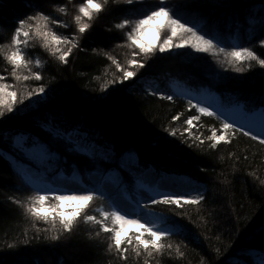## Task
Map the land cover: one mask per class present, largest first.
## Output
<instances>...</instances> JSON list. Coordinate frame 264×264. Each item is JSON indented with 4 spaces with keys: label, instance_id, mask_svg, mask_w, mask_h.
Returning a JSON list of instances; mask_svg holds the SVG:
<instances>
[{
    "label": "trees",
    "instance_id": "1",
    "mask_svg": "<svg viewBox=\"0 0 264 264\" xmlns=\"http://www.w3.org/2000/svg\"><path fill=\"white\" fill-rule=\"evenodd\" d=\"M82 2L0 0V75L6 78L3 83L10 80L18 90L14 101L3 99L4 115L0 116V264H125L115 250H109L108 234L97 235V227L87 223L83 213L74 230L63 233L59 241L50 239L56 234L50 223L26 213L30 198L39 191L10 159L38 172L24 151L34 147H42L49 155L44 164L53 167V173L67 178L77 173L86 187L103 190L106 177L114 175L117 186L136 204L150 203L140 192L145 181L139 174L148 171L155 181L185 178L203 189L206 200L200 205H152L149 211L163 214L178 228L162 241L171 248L136 256L134 246H129L127 264L264 261V146L229 130L230 142L221 141L212 148L208 137L213 129L219 134L225 120L198 113L189 98L171 87L176 82L199 99L212 94L225 109L264 113V68L255 62L245 66L249 63L245 62L236 65L245 70L236 72L217 49L195 52L185 46L159 52L165 33L155 51L139 53L127 41L131 26L118 29L116 25L125 18L135 21L150 14L160 0H138L134 5L108 0L105 10L89 22L91 27L78 34L74 17ZM165 4L181 22L195 26L220 47H249L264 58V47L259 45L264 39V0H165ZM37 11L67 25L49 23L48 29L75 36L78 46L68 62L61 63L58 54L44 48L36 36L37 22L29 21L30 35L21 49L31 64L17 71L21 77L29 75V69L40 72L42 79L16 80L5 55L20 20ZM134 51L139 54L134 56ZM34 59L41 61L40 67ZM132 59L144 67L130 66ZM125 70H135L136 75L120 83ZM41 85L44 94L27 96ZM148 85L156 86L155 94L146 91ZM167 95L173 99L162 98ZM9 103L12 112L7 111ZM193 115L200 118L189 126L186 120ZM71 139L86 149L75 150ZM100 194L89 203L87 214L98 215L99 209L110 208L108 197L101 199ZM9 197L25 207L12 204Z\"/></svg>",
    "mask_w": 264,
    "mask_h": 264
},
{
    "label": "snow or ice",
    "instance_id": "2",
    "mask_svg": "<svg viewBox=\"0 0 264 264\" xmlns=\"http://www.w3.org/2000/svg\"><path fill=\"white\" fill-rule=\"evenodd\" d=\"M116 2L120 3L121 0H116ZM122 2L127 5H134L138 2V0H122ZM107 3L108 0H83L78 8V14L74 17L78 34H84L86 30L91 27L89 22L105 10ZM59 11L67 14V9L65 7H60ZM29 21L37 22L36 36L43 40L44 48L52 52L53 55L58 54V59L61 63L68 62V57L71 55L73 49L78 45L75 42V36L68 38L58 35L55 31L48 29L49 23H59L61 27H67V25L52 19L41 11H37L35 14L20 20L19 26L15 28L12 36L11 45L9 46L11 50L5 55V59L9 64H11V74L16 80H20L22 78L24 80L34 79L36 81H40L42 79L40 72H31L29 69L30 74L21 77L17 71L19 69H28L31 64V61L26 59L21 50V45L26 44L27 42L26 39L22 40L21 37L28 38L30 35V31L28 29H31L32 25L29 24ZM40 22H43V24ZM149 25L155 26V30L158 33L161 31L170 33V35H167V37L163 39L159 45V52H164L169 48H181L185 45L191 47L197 52H208L212 49H217L220 53L224 54L227 58V63L232 65L236 72H243L245 70L244 66H236L244 64L245 62H249L245 66H250V62H255L261 68H264V58H261V56L253 49L249 47H239L227 50L224 47H220L218 43H214L212 38H207L206 35L201 33L195 26H189L186 22H181L179 17L171 13V10L165 4V0H160L158 7L151 11L150 14L137 18L135 21L125 18L121 23L116 25V28L125 29L126 27L131 26L130 30L126 33L129 46L138 47L139 53L147 54L155 51L153 46H146L141 40L146 26ZM185 34L189 35L188 39H184ZM173 37L178 38L179 42H174ZM61 45H65L66 47H61ZM259 45L264 47V39L259 41ZM0 51H3L2 47H0ZM139 53L134 51L133 55L135 56ZM109 59L112 58L109 57ZM113 63H115V60H113ZM128 63L130 66L135 65L137 68L144 67L142 63H138L135 59L130 60ZM40 64L41 61L37 59V67H39ZM117 67H119V65H117ZM135 75V70H125L119 82L123 83ZM3 80L4 77L0 75V81ZM113 83H116V81H113ZM10 87L11 86L9 84L0 82V116L4 115L3 95ZM44 93L45 87L41 85L32 92H29L27 96L31 97L33 95ZM153 94H155V90H153ZM6 95L15 100L17 93L15 91H8L6 92ZM162 98L168 100L173 99L171 95H167ZM23 102L22 98L20 103ZM189 105L196 108L198 113L205 116H217V113L210 111L208 107L192 105L191 100H189ZM6 107L8 112L13 111L12 103H9ZM199 118L200 117L198 115H193L191 118L186 120V123L189 126H192L193 121L198 120ZM217 118L219 119L218 116ZM173 119H178V117H173ZM229 130L239 132L243 136L249 137L250 140L258 142V144L264 146V122H262L259 126V130L254 132L252 129L246 130L243 127H236L230 122L222 121L220 133L218 134L217 130L213 129L212 134L208 137V140L211 142V147L216 148L221 141H224L225 143L230 142L227 136ZM170 134L175 135V132ZM201 143H203V141H201ZM95 198H97V194L91 191L82 194H58L54 196L37 192L30 198L25 211L34 220L42 221L44 224L50 223L52 225V228L56 230V234H53L50 237L53 241H59L63 233H71L78 224L81 214L83 213L86 222L97 227V235L101 232L108 234L109 250H115L119 259L124 261L125 264H127L129 259L127 255L129 246H134L136 256H140L142 253H146L148 256H151L154 252L162 253L166 247L169 249L171 248V245H165L162 243L163 239L170 236L171 233L154 225L152 221L146 219L143 215L134 216V214L123 211L118 207L107 210L100 209L98 210V215L87 214L85 210L87 209L89 203ZM99 198L102 199L103 194H100ZM9 199L12 204L18 205L22 208L25 207L21 201L15 199L14 197H9ZM50 200L55 201V203L47 204L46 202ZM205 200V195L199 192L194 196L180 192H162L158 196L149 197L148 201H150V203L146 201L142 205V208L147 211L151 210L152 205L160 204L176 205L178 207H183L184 205H200ZM66 205L68 209L67 211H65ZM140 206L141 205L138 202V207ZM57 224L59 225L58 228ZM125 225H135L138 230L142 229V232L128 233L125 231ZM39 231L40 229H37V232ZM45 231H48V229H45ZM177 251L179 250L177 249Z\"/></svg>",
    "mask_w": 264,
    "mask_h": 264
},
{
    "label": "rangeland",
    "instance_id": "3",
    "mask_svg": "<svg viewBox=\"0 0 264 264\" xmlns=\"http://www.w3.org/2000/svg\"><path fill=\"white\" fill-rule=\"evenodd\" d=\"M157 23H160V22H157ZM162 33H165V35H170V33H166L165 31H161L160 33H158L155 30V26L149 25V26H146L144 33L141 37V40L146 46L151 45L155 48L158 46L160 36ZM188 38H189V35L185 34L184 39H188ZM21 39L27 40V38H24V37H21ZM173 41L179 42L178 38L176 37H173ZM21 50L23 52V48ZM23 53L25 55V52ZM34 60H37V59H34ZM2 76L4 77V75ZM4 79L6 78L4 77ZM1 82L3 83V81ZM6 84H9L11 86L10 88L6 90V92L15 91L18 94V90H15L16 88H14V86L12 87L10 80ZM171 87L176 93L178 94L180 93L184 97L189 98L192 104L199 105L202 107H208L210 111L217 112L219 117L223 118L227 122L232 123L236 127L239 125L238 123L249 124L248 117L252 114H245L242 111L241 107H236L234 108V110H227L221 106V104L219 103V100L216 98V96L212 94H210V96L205 94L203 95V98L199 99L195 97L194 95H192L191 93H189L187 90L183 89L182 86L178 85L176 82L171 84ZM155 88L156 86L154 87L149 86V85L145 86L146 91H148V93L150 94L153 93V90H155ZM6 92L3 95V99L6 100L5 98L8 97L7 99H9V102L14 101L11 97L6 95ZM257 111H262V110L260 109ZM227 113H233L234 118H235L234 120L236 121H230L228 119H225L224 115H226ZM244 128L246 130L251 129L245 126ZM71 140H72V143L74 144L75 150L83 151V149L84 150L86 149L85 147H83L81 143H79V141H76L75 139L74 140L71 139ZM19 141L16 142V144L22 146L21 144L22 141L20 143ZM24 151H26L27 157L30 158L33 161V163H35V165H37L40 171L37 172L35 168H32V166L30 165L16 163V161L13 159H10V160L12 161L14 165L17 166L16 168L23 174L24 178L28 181V183L32 186H35L38 189L39 193L41 194L46 193L49 196H54L58 194H82V193H86L90 191L95 192L97 195H99L100 193H103V195H106L109 199V201L107 200L109 207H110L109 209H115L118 207L122 209L123 211H126L130 214H134V216L143 215L146 219L152 221L154 225L158 226L162 230H165L169 233H173L178 230V228H176L175 226H173L171 223L168 222L167 218L163 214H160L158 212H152L149 210L147 211L144 210L141 204V202H143L141 201V198L143 197L141 196H139V201H141L139 203L141 206L138 207V203L136 204L134 201L128 198V196L125 195L123 190L117 186L114 175H110L106 177V179L104 180V183L102 184L103 190L99 191L94 187L91 188V187L84 186L81 183L80 178L77 173H75L71 178H67L61 173H57V172L56 174L53 173L55 169H53V167H47V164L46 165L44 164L45 162L48 163V159H50V157L42 147H34L31 149H25ZM139 175H140V178H142L145 181V183H142L140 185V188L142 189L140 192H142L144 196L147 195L148 198L151 196V194H156L160 191L180 192V193H186V194L193 195V196L196 195L198 192L203 193V189L196 187L191 180H188L185 178H177V179L160 178L155 181L154 175L151 171L145 172L143 173V175L141 174ZM94 177H95V180L99 181L100 179L99 176H94ZM46 203L49 204L48 202ZM67 210L68 209L66 205L65 211ZM124 227H125V231L128 233L142 232V229L138 230L135 225H125ZM259 264H264V261L260 262Z\"/></svg>",
    "mask_w": 264,
    "mask_h": 264
},
{
    "label": "bare ground",
    "instance_id": "4",
    "mask_svg": "<svg viewBox=\"0 0 264 264\" xmlns=\"http://www.w3.org/2000/svg\"><path fill=\"white\" fill-rule=\"evenodd\" d=\"M225 118H227L230 121H236L234 120V115L233 113H227L225 115ZM248 123L249 124H244V123H238L237 125L240 127H248L251 128L254 132L259 130V126L261 125L262 122H264V113H262L261 111H257L255 113H253L252 115H250L248 117ZM129 198V197H128Z\"/></svg>",
    "mask_w": 264,
    "mask_h": 264
}]
</instances>
